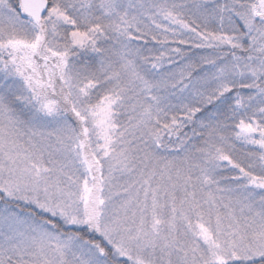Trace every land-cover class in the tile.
Instances as JSON below:
<instances>
[{"label":"snow or ice","instance_id":"obj_1","mask_svg":"<svg viewBox=\"0 0 264 264\" xmlns=\"http://www.w3.org/2000/svg\"><path fill=\"white\" fill-rule=\"evenodd\" d=\"M0 264H264V0H0Z\"/></svg>","mask_w":264,"mask_h":264}]
</instances>
